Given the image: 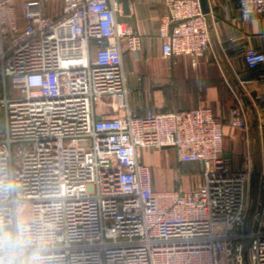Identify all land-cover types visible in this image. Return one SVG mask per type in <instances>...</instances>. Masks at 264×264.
I'll return each mask as SVG.
<instances>
[{"label":"built area","instance_id":"1","mask_svg":"<svg viewBox=\"0 0 264 264\" xmlns=\"http://www.w3.org/2000/svg\"><path fill=\"white\" fill-rule=\"evenodd\" d=\"M61 2L51 17L41 0L24 1L20 26L0 0V224H25L43 264H264V172L250 212L253 167H231L211 106L130 109L122 45L136 52L141 37L120 18L122 0ZM166 2L164 56L203 55L200 0ZM253 15L264 0H239L238 19ZM244 58L264 79V51ZM227 122L248 128L245 108ZM259 127L264 156V114ZM149 147L200 163L202 184L156 188Z\"/></svg>","mask_w":264,"mask_h":264},{"label":"crops","instance_id":"2","mask_svg":"<svg viewBox=\"0 0 264 264\" xmlns=\"http://www.w3.org/2000/svg\"><path fill=\"white\" fill-rule=\"evenodd\" d=\"M24 1L9 0L15 7L20 26L24 25ZM41 2L46 15L56 17L61 13V0ZM238 4L239 0H209L207 16L211 48L196 58L188 54H176L172 58L164 56L159 26L170 11L166 0H127V8L122 7L120 14V18L130 23L141 37L136 52L129 51L126 44L122 45L130 109L142 112L147 107L172 110L211 106L216 117L224 121L223 149L231 157L230 165L235 169L240 168L236 155L240 153L238 143H261L259 119L264 114L261 69L249 68L244 58L247 47L264 51V15L238 19ZM235 105L245 108L248 128H235L227 122L229 111ZM0 108L3 110L1 105ZM168 154L170 160L182 164L178 162L173 147L141 150L142 159L151 166L154 185L157 181L155 187L159 189L181 187V176L165 167L171 164ZM186 163L188 172H192L195 166L201 168L198 162ZM165 171V177L161 176ZM193 176L195 183L189 184L187 178L181 188L191 189L202 184L203 171L201 176Z\"/></svg>","mask_w":264,"mask_h":264},{"label":"rangeland","instance_id":"3","mask_svg":"<svg viewBox=\"0 0 264 264\" xmlns=\"http://www.w3.org/2000/svg\"><path fill=\"white\" fill-rule=\"evenodd\" d=\"M1 83L2 82L0 80V87H1ZM3 124H4L3 123V110L2 108H0V129L3 128ZM238 145L240 148L239 150L240 153L236 154L238 156V166L240 168H244L246 165H249V164L253 165V175H252V181H251L250 190H249V200H250L249 207H250V212H251L253 207L257 205L259 192L261 190V178L264 172V156L262 152V145L261 143H238ZM165 150L167 153H169V150L167 148H165ZM168 156L170 155L168 154ZM168 159L169 160L172 159L171 156ZM249 159L251 160V162H249ZM170 161H171V164L165 165V167L166 166L169 167L168 169H170L171 172L176 171L181 176V180H180L181 187L185 186V181L187 178L190 179L189 184L194 182L193 174L201 176L202 167L200 168V166L192 167L195 169H191L192 172H188V170L186 169V167H188L187 166L188 163L177 164L176 162L172 160ZM166 174H167V171H165L164 175H161V176L165 177ZM157 184L158 182L155 181L156 187H157Z\"/></svg>","mask_w":264,"mask_h":264},{"label":"clouds","instance_id":"4","mask_svg":"<svg viewBox=\"0 0 264 264\" xmlns=\"http://www.w3.org/2000/svg\"><path fill=\"white\" fill-rule=\"evenodd\" d=\"M36 242L25 224L17 223L14 232L0 224V264H43L38 249L33 248Z\"/></svg>","mask_w":264,"mask_h":264},{"label":"water","instance_id":"5","mask_svg":"<svg viewBox=\"0 0 264 264\" xmlns=\"http://www.w3.org/2000/svg\"><path fill=\"white\" fill-rule=\"evenodd\" d=\"M201 2V7L204 13H209L210 11V7H209V0H200ZM127 0H122V7L125 9L127 8ZM175 188H178V186H176Z\"/></svg>","mask_w":264,"mask_h":264}]
</instances>
